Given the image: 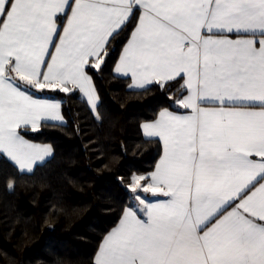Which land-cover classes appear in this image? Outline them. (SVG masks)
I'll use <instances>...</instances> for the list:
<instances>
[{
    "label": "snow or ice",
    "instance_id": "obj_1",
    "mask_svg": "<svg viewBox=\"0 0 264 264\" xmlns=\"http://www.w3.org/2000/svg\"><path fill=\"white\" fill-rule=\"evenodd\" d=\"M132 20L115 72L179 84L187 111L142 125L160 159L130 177L138 208L92 264H264V0H0V154L22 172L51 155L25 130L62 121L60 104L33 90L79 89L96 110L87 69Z\"/></svg>",
    "mask_w": 264,
    "mask_h": 264
},
{
    "label": "trees",
    "instance_id": "obj_2",
    "mask_svg": "<svg viewBox=\"0 0 264 264\" xmlns=\"http://www.w3.org/2000/svg\"><path fill=\"white\" fill-rule=\"evenodd\" d=\"M134 26L132 20L111 41L100 69L88 68L99 96L97 113L79 89L33 91L59 99L65 122L25 130L27 138L53 147L32 172L0 155V264H92L103 237L135 206L130 177L151 173L162 152L142 123L175 109L186 92L175 82L133 89L129 78L114 72ZM43 236L42 247L31 252Z\"/></svg>",
    "mask_w": 264,
    "mask_h": 264
},
{
    "label": "crops",
    "instance_id": "obj_3",
    "mask_svg": "<svg viewBox=\"0 0 264 264\" xmlns=\"http://www.w3.org/2000/svg\"><path fill=\"white\" fill-rule=\"evenodd\" d=\"M127 42V41H126ZM126 42L124 43V45L126 44ZM124 45L122 46V49H123V47H124ZM122 49H121V51H122ZM120 55H121V52H120V54H119V57H120ZM119 57H118V59H117V61H116V63H115V66H116V64L118 63V61H119ZM115 66H114V69H115ZM87 71H88V69H87ZM114 72H115V70H114ZM116 73V72H115ZM118 76H122V77H125V76H123V75H121V74H118V73H116ZM88 75L91 77V75L89 74V72H88ZM127 78H129L130 79V84L132 83V81H131V78L130 77H127ZM91 79H92V77H91ZM92 85H93V87H94V89H95V94H96V97H97V101H96V103H97V106H98V104H99V96H98V92H97V89H96V86H95V84H94V81H93V79H92ZM149 86V85H148ZM133 89H135V88H133ZM46 90V89H45ZM33 91H37L38 92V90H33ZM82 93V92H81ZM83 94V96L85 97V99L87 100V102H88V99H87V97L84 95V93H82ZM187 93H185L184 95H186ZM36 95V97L37 98H40V99H45V100H50V101H55V102H58L59 104H60V114H61V116L63 117V120L62 121H54V120H42L41 122H40V126L42 125V123H44V122H54V123H64L65 122V118H64V115H63V113H62V109H61V101L59 100V99H56V98H49V97H44V96H41V95H37V94H35ZM182 97V96H181ZM180 97V98H181ZM178 99V98H177ZM88 104H89V102H88ZM89 106H90V108L92 109V107H91V105L89 104ZM175 109H173V108H164V109H168L169 111H179L181 114H184L187 110H184V109H178V106L175 104ZM163 110V109H162ZM92 111L94 112V113H97V107H96V110L94 111L93 109H92ZM157 118V117H156ZM155 118V119H156ZM154 119V120H155ZM153 120H149V121H144L143 123H142V125L144 124V123H146V122H152ZM40 128V127H39ZM142 130H143V128H142ZM144 133V132H143ZM145 135V134H144ZM146 136V135H145ZM146 137H148V136H146ZM149 138H155V137H149ZM25 139H28L29 141H31L32 143H35V144H39V145H48V146H50L51 147V149H52V152H51V155H49V156H47V157H45V159L44 160H42V161H38L34 166H33V169H32V171L36 168V166L37 165H39V164H42V163H44L45 161H47L52 155H53V147H52V145L50 144V143H44V142H36V141H33V140H31V139H29V138H27L26 136H25ZM158 139V138H157ZM0 155H2V154H0ZM160 159V157L158 158V160ZM10 160V159H9ZM11 161V160H10ZM158 162V161H157ZM14 163V162H13ZM157 164V163H156ZM17 166V165H16ZM18 167V166H17ZM154 169H155V167H154ZM32 171H30V172H32ZM154 171V170H153ZM24 172H29V171H27V170H25ZM142 195L143 196H146L147 198H148V200L149 201H151V202H155V200H157V199H166L165 197H153L151 194H143L142 193ZM127 208H129V207H127ZM133 208H138V205L137 206H133ZM119 223V222H118ZM117 223V224H118ZM116 224V225H117ZM116 225L114 226V227H116ZM113 227V228H114ZM112 228V229H113ZM111 229V230H112ZM110 230V231H111Z\"/></svg>",
    "mask_w": 264,
    "mask_h": 264
},
{
    "label": "water",
    "instance_id": "obj_4",
    "mask_svg": "<svg viewBox=\"0 0 264 264\" xmlns=\"http://www.w3.org/2000/svg\"><path fill=\"white\" fill-rule=\"evenodd\" d=\"M43 244H44V236H43L42 240H41L39 243L35 244V245L31 248V252H34L37 248L42 247Z\"/></svg>",
    "mask_w": 264,
    "mask_h": 264
},
{
    "label": "rangeland",
    "instance_id": "obj_5",
    "mask_svg": "<svg viewBox=\"0 0 264 264\" xmlns=\"http://www.w3.org/2000/svg\"><path fill=\"white\" fill-rule=\"evenodd\" d=\"M137 205H138V202L136 201V202H135V206H137Z\"/></svg>",
    "mask_w": 264,
    "mask_h": 264
}]
</instances>
